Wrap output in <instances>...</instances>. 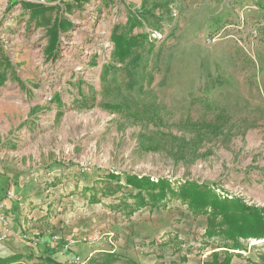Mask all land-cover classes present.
I'll return each mask as SVG.
<instances>
[{
    "label": "rangeland",
    "instance_id": "1",
    "mask_svg": "<svg viewBox=\"0 0 264 264\" xmlns=\"http://www.w3.org/2000/svg\"><path fill=\"white\" fill-rule=\"evenodd\" d=\"M263 31L264 0H0V189L38 239L9 264H264V240L228 252L180 200L128 215L134 190L106 181L264 207ZM130 33L148 40L122 62L112 36Z\"/></svg>",
    "mask_w": 264,
    "mask_h": 264
},
{
    "label": "trees",
    "instance_id": "2",
    "mask_svg": "<svg viewBox=\"0 0 264 264\" xmlns=\"http://www.w3.org/2000/svg\"><path fill=\"white\" fill-rule=\"evenodd\" d=\"M29 6L31 5H27V7ZM151 14L148 11L131 13L128 19L131 31L136 27H143L144 23L148 22L146 17ZM147 40L146 34L113 35L115 57L122 62L131 58L140 47L145 46ZM151 46L153 48V45ZM220 118L217 119L220 120ZM115 180L117 188H122V182H124L126 187H131L135 192L129 195L135 200V207L129 211L128 215H133L137 210L146 206H150L152 209H164L171 201L180 200L195 216H207L208 227L205 237L208 239L219 238L223 244L220 248H224L228 252L230 250L242 251L243 246L240 240H264V207L250 206L241 198H222L213 187L204 183L187 181L175 187L170 179L165 178L153 180L149 176L127 173L119 175L116 172H111L106 177L107 182ZM20 258H22L21 255H15L8 259L9 261H5L9 264L13 260V262H17ZM111 258L112 262L123 259L117 256H111ZM45 260L47 264H69L58 262L51 256ZM42 261L44 262V260ZM231 261L230 253L222 262L219 261L218 254H214L213 261L204 264H231Z\"/></svg>",
    "mask_w": 264,
    "mask_h": 264
},
{
    "label": "crops",
    "instance_id": "3",
    "mask_svg": "<svg viewBox=\"0 0 264 264\" xmlns=\"http://www.w3.org/2000/svg\"><path fill=\"white\" fill-rule=\"evenodd\" d=\"M3 196H2L1 189H0V198H2ZM3 203L4 205H6V208H10L13 205V199L3 200ZM4 212H5V209L0 208V215H3ZM8 214L9 215L7 216V219L9 221L10 233L8 237L4 240L1 239L3 232H4V225L0 221V256L3 255V256L10 258L12 255L15 256V253L11 251V248H14V246H22V242L26 241V239L32 240L35 242L38 239H36V236H35V233L37 232L34 230H32L31 233H29L28 235L23 234L22 228H24V217L21 215L20 210L13 209L12 211H8ZM22 238L25 240L23 241ZM29 244H32V242ZM52 244L53 243H49L47 244V246L53 247L54 245ZM50 252L53 253L54 251L51 250Z\"/></svg>",
    "mask_w": 264,
    "mask_h": 264
},
{
    "label": "built area",
    "instance_id": "4",
    "mask_svg": "<svg viewBox=\"0 0 264 264\" xmlns=\"http://www.w3.org/2000/svg\"><path fill=\"white\" fill-rule=\"evenodd\" d=\"M207 42L210 43L211 42V39L208 38L207 39ZM14 197L15 196L10 191H8L5 194L3 200H12V199H14ZM3 200L0 201V208L5 209L4 214L3 215H0V221L4 225V232H3V235L1 237L2 240L6 239L8 237V235H9V233H10V230H9V222H8V219H7V216L9 215L8 214L9 208H6V205H4ZM66 246L69 247L70 246V243H67Z\"/></svg>",
    "mask_w": 264,
    "mask_h": 264
},
{
    "label": "water",
    "instance_id": "5",
    "mask_svg": "<svg viewBox=\"0 0 264 264\" xmlns=\"http://www.w3.org/2000/svg\"><path fill=\"white\" fill-rule=\"evenodd\" d=\"M17 0H13V2H16Z\"/></svg>",
    "mask_w": 264,
    "mask_h": 264
}]
</instances>
